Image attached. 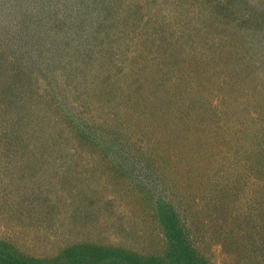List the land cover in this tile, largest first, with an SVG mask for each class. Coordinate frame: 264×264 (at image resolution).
<instances>
[{
	"label": "trees",
	"instance_id": "obj_1",
	"mask_svg": "<svg viewBox=\"0 0 264 264\" xmlns=\"http://www.w3.org/2000/svg\"><path fill=\"white\" fill-rule=\"evenodd\" d=\"M81 2L77 11H60L69 9V0H6L7 30L0 32L6 40L0 48V264H264V0H189L196 7L191 12L155 11V24L128 11L130 0ZM14 3L22 9L14 11ZM57 62H77L65 76L73 94L81 82L95 92L98 81L103 99L111 95L119 102L124 96L123 112L140 101L154 110L155 135L189 146L176 155L167 141L155 150L145 147L155 156V173L168 171L173 181L161 183L154 195L136 179L126 193L132 220L124 211L95 219L97 209L115 202L108 199L111 179L120 186L115 199L129 187L125 156L113 155L123 145L125 126L111 117L118 136L112 138L102 132L108 114L84 111L83 117L58 84L45 83L57 74ZM134 85L139 93L129 94ZM210 86L234 98L209 97ZM240 108L252 110L257 129L247 130ZM205 114L225 115L228 127L211 128L214 137L203 138L210 126ZM181 149L193 153L191 162ZM183 162L194 166H183L181 187L190 191L181 194L171 187L178 186ZM99 178L108 180L106 197L85 203ZM201 189L208 193L200 196ZM114 215L117 220H107Z\"/></svg>",
	"mask_w": 264,
	"mask_h": 264
},
{
	"label": "rangeland",
	"instance_id": "obj_2",
	"mask_svg": "<svg viewBox=\"0 0 264 264\" xmlns=\"http://www.w3.org/2000/svg\"><path fill=\"white\" fill-rule=\"evenodd\" d=\"M14 1L16 3V0H14ZM130 1H132V2L128 7L129 8L128 11H139L145 17L144 20H151L152 23H153L154 18H155L153 15V12H155V11H163L162 13H172V11H180V13H181V11H182L184 13H187V12H191L190 9H192V7H194V5L189 3V0H130ZM18 3H19V0H18ZM19 4L20 5L23 4L22 0H20ZM19 4H15L14 11H20L22 9L21 6H19ZM76 4H78L76 6L82 5L81 0H78L76 2ZM69 5H70V7H68L69 8L68 10H66L65 8H63V9L60 8V11H77L76 6L70 0H69ZM103 7H104V5H103ZM175 7H176V9H175ZM195 8L196 7H194V9ZM80 9H83V8H80ZM85 9L88 11V9L86 7H85ZM5 11H10L9 3H6V0H0V32H2V34L6 33V30H7L6 21L8 20V14ZM193 12H195V11H193ZM198 12L201 13L200 11H198ZM201 15H202L201 19L204 20L205 16H203V14H201ZM162 19H163L162 17L159 19V21H160L159 23L161 25L164 24ZM141 22H142L141 23L142 26L150 28L148 26V24L147 25L145 24L146 22H143V21H141ZM131 24H132V21L130 22L128 29H130ZM154 24H155V21H154ZM174 29H176V27L172 28L173 33L176 36H178L176 34V33H178V31L174 30ZM2 37L0 39V48H2L4 43H6L5 36L3 35ZM73 48H74V46H73ZM183 48L186 50L189 49L187 46H184ZM72 56H75V54H73ZM72 56H71V60L76 61V60H74V58ZM67 61L68 60H66V62ZM77 62H79V60ZM77 62L66 64V65L64 63L60 64L57 62L56 63V68L58 69L57 74L54 75L51 73L50 75H48V77L46 79L47 81L45 83L52 82L55 85L58 84V91L62 90V94L65 96L67 101H69V102L73 101V104L76 107V112H78L82 116H83L82 112H84V111H89V116L90 115L98 116V115H102L104 113L108 114V124H103L102 129L106 128V127H108V128L105 129L106 131L104 130L102 132H109V134L111 135L112 138H116V139L118 138V136L112 134V132H111L114 129V127H116V125H117V123H114L112 118L116 119V121L119 124H122L123 126H125L123 129L121 128V130L123 131L124 134L121 135L120 142H122V140L125 141L126 136H127L128 140L126 142L123 141V145L125 143L124 148H122L123 145L121 143L119 148L114 151L113 155L121 157V153H123V155L125 156V159H126L125 165H127V167H128L129 174L131 175V178L130 179L127 178L128 170L126 169L127 174L124 173L123 179L127 178V181L129 182V184L127 186H129V187H127V189L124 191L125 193L119 192V194L117 195L118 198L115 199V198H113V195L116 193V190L120 186L118 184H115L114 179H111L110 180V190L111 191L109 190L108 192L109 193L113 192L114 194L109 195L108 199H110V197H111V199L115 200V202L111 201L112 203H110V202H109L110 204L107 203V205L99 208L100 210L97 209V212L95 214V219L100 218L101 220H103L104 216L111 215L114 211H116L117 214H118V212L124 211L126 213V220H128V221L132 220L133 206L132 207L126 206L130 203L129 199L131 197V193L130 194H126V193L130 189L131 185L137 183L136 179L140 180V183H142L144 186L149 188L153 192L154 195L156 192L155 188H158L161 183L163 185V183L165 181H169L170 183L173 181L172 175H167V173H169L168 171H165L166 173L163 172L162 176H158V173H155V156L152 155L150 153L151 151L147 150L145 147H148V148L155 150V149H158L161 147H165V145H166L165 141H167V142H169L167 144L169 147V150L174 149L173 153L176 155L177 153H179L178 149L189 148V146L185 143L179 147V145L176 146L175 143L170 138L163 139L162 137L155 135L157 130H155V116H153L154 110L153 109L148 110L145 107V105H142L140 103V101L136 104V107H132L130 111L123 112V109H125L124 107H127V104H128V101L124 96H122V98L119 102H117L116 100H112L111 95H109L108 99H103V97H104L103 89H102L103 85L100 84L98 81H97L98 84L96 86L91 87V88L95 89V92L88 91V88H85L84 84L81 82V86L77 87L78 88L77 93L73 94L72 91H69L70 87H69L68 79L65 76L67 74V71L69 72L70 68L72 66H77ZM40 66L41 65L36 67L37 70H36V73H34V75H36L38 73V71L41 70ZM61 78L63 79V81H60ZM78 80H80V79H78ZM61 82H63V83H61ZM73 82L75 83L76 81H73ZM60 84H62V85L60 86ZM135 88H136V85H134L132 89L128 90L129 94L131 92L136 93V94L139 93V91H135ZM128 92H126V94ZM207 93H208L209 97H212V96L214 97L216 95H218V97H219V95H221V96L224 95V97L234 98L232 95H225V90L219 91L217 93V89L214 87L207 89ZM147 94H149V93H147ZM154 96H155V93H154ZM19 97L25 98L26 95H24V96L19 95ZM60 97H62V96H60ZM137 98H143V97L138 96ZM87 100L90 101V105H92V106H90V105H86V107L84 106V103ZM130 101H132V100L130 99ZM117 103H120V106H117ZM232 104H235V103H232ZM10 108H11V106H10ZM97 108L100 110L97 111ZM231 108H236V106H232ZM16 110H17V106H15V108L9 110L7 112L6 117L9 114L16 113ZM101 110H103L104 113L101 114ZM147 110H148V113L146 112ZM126 111H127V109H126ZM239 112L247 120V130H253L255 128L257 129V122L255 120H253V116L251 115L252 110L249 112H246L245 110L240 108ZM146 115H147V117H146ZM205 115H206V117L205 116L203 117L205 120L204 123H209L210 126L208 129V132L205 133L206 135L205 134L203 135V138H205V137L213 138L214 137L215 134L211 132V128L213 130L217 131L219 129L220 125L223 129H226L228 127V125H227L228 119H226L225 115L220 114L221 118H212L210 115H207V114H205ZM121 117L123 118L124 121L121 119ZM2 119H0V120H2ZM237 125H239V124H237ZM98 126L99 125L97 123V127ZM163 126L164 125L159 126L158 129L160 130ZM138 128H141L142 131L140 133L135 134V135L132 134ZM173 130H174V126L171 128V135L173 134ZM190 134H191V132H187V133H185V136L190 135ZM193 137L194 136H190V137L186 138V140L193 139ZM102 139H105V137H102ZM137 147H140V148L138 149L139 153H138V156L136 157L134 155V154H136L134 148H137ZM121 148L124 150H122ZM182 149H181V151H184V152H181L180 154L183 157H186L191 162V160L194 157L193 153H190L189 151H185ZM185 163L186 162L178 164L177 167H179V169L176 172L177 176H180V177L183 175L187 176L186 175V167H189L188 169L191 170L192 164H188L186 166ZM183 166H186V167H183ZM193 166L194 165H192V168H193ZM97 175H99V174H97ZM180 177H179V182L177 183L178 186L171 187V189L176 193L180 192L182 194V191L188 193L190 191L189 187L188 186L187 187H181L182 186L181 182L184 179V177H181V178ZM92 185H93V187H90V189L87 190V192L90 191V192L94 193L93 198H92V200L90 198H88V201L85 200L84 202L85 203H93V201H96V200L102 202V200L106 197V196H104V194H107L106 189H107V185H108V180L103 179V178H99L97 180V182L96 181L93 182ZM33 188H35V190H36L37 185ZM41 189H42V187L40 186V190ZM43 190H44V188H43ZM39 192L45 194L44 191H39ZM156 193H158V191ZM206 193H208L207 190L201 189L200 196L205 195ZM38 198H39V196H38ZM75 204L77 205V207H78V205H80L76 202L73 204V207ZM140 209H143L142 205H141ZM117 216L118 215H114L113 217H109L107 220L115 221L118 218ZM143 218L146 219V216H144ZM3 221H5V219H3ZM122 229H123L125 234H128L127 229H124V228H122ZM106 233H107V231H106Z\"/></svg>",
	"mask_w": 264,
	"mask_h": 264
}]
</instances>
